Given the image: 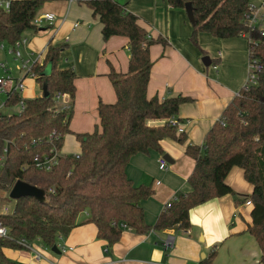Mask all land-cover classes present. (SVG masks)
<instances>
[{"label": "trees", "instance_id": "1", "mask_svg": "<svg viewBox=\"0 0 264 264\" xmlns=\"http://www.w3.org/2000/svg\"><path fill=\"white\" fill-rule=\"evenodd\" d=\"M59 0H11L9 10L0 7V40L14 44L32 24L40 7ZM175 8L191 3L194 19L191 40L207 32L217 38H233L247 33L257 41L249 43V56L264 62V35L246 23L249 0H167ZM86 4L99 16L105 40L112 36L129 39V68L119 72L111 68L108 76L116 93V101H99V124L90 133H76L81 145L78 155H61L58 165L45 171L36 167L34 157L63 147L64 138L72 133L71 110H58L56 94L75 97L77 74L72 68L59 67L62 46L48 45L42 63L34 66L40 88L47 86V97L25 98L24 109L0 116V196L7 198L18 180L46 192V200L26 196L14 200L10 213L0 209V222L9 230L8 238H0V264H23L11 260L5 247L20 249L16 240L40 239L52 248L59 237L67 236L76 226L94 223L98 238L110 246L122 235V225L139 233L179 227L188 229L190 210L206 201L227 194H236L226 182L230 170L239 166L253 192L245 199L252 203V222L248 232L261 249L264 264V70L259 82L243 87L225 108L221 118L207 132L202 146L188 145L186 154L196 162L188 178L189 190L164 208L153 226L145 219L143 200L151 198L154 189L135 185L127 174L133 156L154 150L163 154L162 141L171 138L184 142L166 120L177 116L187 97L160 100L148 96L153 62L150 48L162 39L148 38L139 18L116 0H89ZM50 67V72L45 74ZM20 94L8 103L16 106ZM163 120L162 124L152 121ZM54 132L53 139L49 136ZM42 139V141H39ZM217 251L201 264H213Z\"/></svg>", "mask_w": 264, "mask_h": 264}, {"label": "crops", "instance_id": "2", "mask_svg": "<svg viewBox=\"0 0 264 264\" xmlns=\"http://www.w3.org/2000/svg\"><path fill=\"white\" fill-rule=\"evenodd\" d=\"M118 2L138 16L151 39L163 40L150 48L153 65L148 96L160 100L177 96L189 99L180 105L177 114L185 127L184 143L165 138L161 143L163 154L151 150L150 161L144 157L151 155L150 152L137 154L126 169L135 185L144 184L154 189L153 196L141 202L146 222L153 226L166 203L189 190L188 178L196 162L186 154V146L203 145L207 132L245 86L249 42L243 36L217 38L201 32L195 44L191 40L193 25L184 8H175L167 0ZM259 2L255 0L254 3ZM38 12H52L57 20L51 27L34 31L35 35L29 36L24 51L27 55H36L50 42L62 46L59 67L72 68L77 78L75 97L71 99L67 95L62 101V104L71 102L73 107L69 124L72 133L65 136L66 144L63 143L61 152L80 153L81 145L75 134L95 130L99 124L97 106L100 100L116 101L108 74L111 68L128 71L129 39L112 36L105 40L99 16L94 15L86 3L51 1ZM75 23L78 25L74 26ZM46 72H50V67ZM30 81L34 83L35 79ZM42 93L43 88L38 96ZM152 123L162 124L163 120ZM165 154L172 162L167 161L170 163L167 170H161L159 158ZM140 162L158 164L159 171H173L177 176L164 185L161 180H155L148 165H139ZM226 182L236 194L216 197L193 207L190 210V234L176 226L148 233L125 229L121 238L110 246L105 239L98 238L94 223H85L74 227L59 240L67 247L72 246V250L52 251L47 254L48 259L34 261L31 253L24 249L5 247L3 250L8 258L23 264H201L214 249L217 255L213 264H261L260 246L248 232L252 205L246 204L245 197L252 194L253 185L245 179L244 170L239 166L230 170Z\"/></svg>", "mask_w": 264, "mask_h": 264}, {"label": "built area", "instance_id": "3", "mask_svg": "<svg viewBox=\"0 0 264 264\" xmlns=\"http://www.w3.org/2000/svg\"><path fill=\"white\" fill-rule=\"evenodd\" d=\"M69 3H86L89 0H67ZM11 4V0H0V7H3L6 10H9ZM57 20V16L52 12H38L33 21L32 24L36 27V31L42 28L51 27L55 24ZM246 23L247 25L257 32H259L261 35H264V1L258 5L254 6L250 4V12L246 15ZM78 23H75L74 26H77ZM243 37H245L249 43L256 44L257 41L253 39L251 36H249L247 33L242 34ZM148 38L151 37L148 35ZM68 39V37H67ZM29 38L22 37L15 41L14 44H8L4 40H0V49L5 50L8 55H11L13 59L15 60H21V64L17 67L20 71L23 70L22 76L20 77H14L10 74V68L6 62L0 63V69L5 72V75H0V96L3 95L5 99L0 102V108L7 106V107H14L9 105L8 100L14 95V94H20L21 100L18 103L19 111L24 109L25 104V96H24V90H25V79L27 77L36 79L37 75L34 71V66L38 63H42L44 60V54L47 50L48 46L40 53L34 55L33 53H29L26 57L24 56L23 49L28 45ZM215 68H217L215 66ZM264 70V62H261L256 57L250 55L249 56V63H248V76L247 81L245 84V88H248L252 85H257L259 82V74ZM67 94L65 93H57L56 94V106L58 110H71L73 105L72 103L68 104H62L63 99H65ZM166 122L174 127L176 129V135L181 136L185 132L184 124L179 120L177 116H171L166 120ZM54 132L49 136V139H53ZM39 141H42V139H39ZM62 154L60 151L53 147L50 149L49 153H45L43 155L37 154L34 157V163L37 168L45 171L51 170L54 166L58 165L59 158ZM4 156L1 157L0 160H3ZM159 168L161 170H167L168 168V162L164 157H161L159 160ZM159 183V182H158ZM176 197L168 201L165 205V208H168L171 206V203L173 200H175ZM247 205H252L250 200L246 201ZM12 208L6 207L3 213H10ZM124 229H130L126 225H122ZM186 234H190V229H183ZM9 237V230L7 227H5L0 222V238H8ZM62 239V236L59 237V240ZM16 243L21 246L20 249H24L31 253L32 259L34 261H41L45 259L43 253L37 248L38 246L41 248L51 249L50 247H47L44 245V243L40 239H36L34 241H29L26 238H21L16 240ZM169 244V243H168ZM167 244V245H168ZM58 249L60 252H67L69 249L72 250V246H65L64 244L60 243L59 241L56 243Z\"/></svg>", "mask_w": 264, "mask_h": 264}, {"label": "rangeland", "instance_id": "4", "mask_svg": "<svg viewBox=\"0 0 264 264\" xmlns=\"http://www.w3.org/2000/svg\"><path fill=\"white\" fill-rule=\"evenodd\" d=\"M249 1H250V4H252L254 6H258L263 0H256V1H260L259 3H254L255 0H249ZM44 5H45V3L40 7V9L43 8ZM33 32L34 31L32 29H28L23 34V37L30 38L29 36H31V38H32L33 35H35ZM23 52H24V56L26 57L27 54L25 53L24 49H23ZM2 62H6L8 64V66L10 68V74L12 76H14V77H20V76H22V74H24L23 73V70L20 71L17 68L21 64L22 61L21 60H15V59H13V57L11 55H8L5 50L0 49V63H2ZM0 75H5V72L2 71L1 69H0ZM30 79H32V78L27 77L25 79V85H26L25 86V89H27V91L25 92V90H24V94H27L28 97H32L33 95L34 96L40 95L41 94V88L38 86L39 83L36 80L33 83V82L30 81ZM4 99H5V97L3 95H1L0 96V102L3 101ZM18 111H19V106H14V107L4 106V107L0 108V116L12 114V113H16ZM180 143H184V142H180ZM65 144L66 143L64 142V145ZM187 146H186V148H187ZM186 148H185V152H186ZM60 153L63 154L61 152V150H60ZM78 154L79 153H75V154H63V155H78ZM149 154H151V155L144 156L146 160H149L151 157H153V152H150ZM160 158H159V160H160ZM141 164L148 165L147 167H150L151 174L153 175V177L155 178V180H161L164 185L165 184H169L170 181H172L173 178L175 179L176 176H177V175L173 174V171H171V172H161V171H159L158 170V164L156 166L153 163H151V164L150 163H147L146 164V162H140L139 165H141ZM136 167H137V165H136ZM13 205H14V200L12 198H10V194H9V196L7 198H1V196H0V209H1V212H3L6 207H8L9 209L12 208ZM64 238L65 237H62V239H64ZM37 248H39V250L43 253L45 259H48V257H47L48 255L47 254H51L52 253V251L49 250V249L41 248L39 246Z\"/></svg>", "mask_w": 264, "mask_h": 264}, {"label": "water", "instance_id": "5", "mask_svg": "<svg viewBox=\"0 0 264 264\" xmlns=\"http://www.w3.org/2000/svg\"><path fill=\"white\" fill-rule=\"evenodd\" d=\"M185 10L187 12V15L190 21L192 22L194 19V15H193V8H192L191 3L186 4ZM45 74H47V72ZM48 95H49V92H48L47 86L45 85L43 87V96L47 97ZM163 157L167 161L172 162L168 154H165ZM26 196L35 197L37 200L41 202H44L46 200V192L43 189H40L22 180H18L10 191V198L17 200L21 197H26ZM51 251L55 253L60 252L56 244L52 246Z\"/></svg>", "mask_w": 264, "mask_h": 264}]
</instances>
